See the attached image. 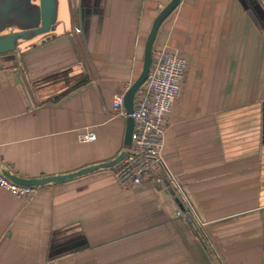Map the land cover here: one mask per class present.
<instances>
[{"label":"crops","instance_id":"1","mask_svg":"<svg viewBox=\"0 0 264 264\" xmlns=\"http://www.w3.org/2000/svg\"><path fill=\"white\" fill-rule=\"evenodd\" d=\"M169 1L64 0L55 32L0 56V173L100 165L31 196L0 187V264H264V18L242 0H182L164 21L154 49L188 61L166 118L171 174L115 176L128 146L112 100Z\"/></svg>","mask_w":264,"mask_h":264},{"label":"built area","instance_id":"2","mask_svg":"<svg viewBox=\"0 0 264 264\" xmlns=\"http://www.w3.org/2000/svg\"><path fill=\"white\" fill-rule=\"evenodd\" d=\"M187 65V59L175 49H154L149 75L144 89L135 95L133 112L129 114L124 105L125 92L132 82L114 95L112 106L115 115L123 119L132 116L134 119L131 144L115 170L121 184L131 187H143L147 183L164 184L166 175L170 173L163 155L166 118L180 93ZM81 138L92 141L96 135L88 130ZM0 187L17 196H31L39 189V186L20 184L2 173Z\"/></svg>","mask_w":264,"mask_h":264},{"label":"water","instance_id":"3","mask_svg":"<svg viewBox=\"0 0 264 264\" xmlns=\"http://www.w3.org/2000/svg\"><path fill=\"white\" fill-rule=\"evenodd\" d=\"M246 5L252 6V13L256 16L264 18V10L261 3L264 0H242ZM182 0H170L157 14L155 17L152 27L147 34L144 53L142 60V68L139 75L132 82L130 87L125 92L124 105L129 114L134 110V101L136 93L144 86L147 81L150 67L153 60V50L155 41L158 36V32L164 23V21L171 16L175 10L179 7ZM38 11H34L32 15L30 13H23L22 11L17 12L16 23L7 27H0V56L11 58L17 57V53L27 47V45L35 40V38L50 34L56 31L58 25V18L55 19V14L57 10L56 0H38ZM80 17H84V12L80 11ZM2 26V25H1ZM5 30V31H4ZM80 84L77 82L73 87ZM126 134H125V144L129 146L132 141V133L134 128V119L132 116L126 119ZM125 151L120 157H118L114 164L121 162L125 156ZM110 165L106 163L105 166ZM112 165V163H111ZM95 167H86L75 171L67 175H54L42 178H23V177H11L14 181L20 184L41 186L48 183H58L65 181L70 178H75L77 176L83 175L87 172L94 170Z\"/></svg>","mask_w":264,"mask_h":264},{"label":"rangeland","instance_id":"4","mask_svg":"<svg viewBox=\"0 0 264 264\" xmlns=\"http://www.w3.org/2000/svg\"><path fill=\"white\" fill-rule=\"evenodd\" d=\"M63 3L64 0H56L57 10L55 19L61 15ZM38 5V0H0V27L5 28L16 23L17 12H28L32 15L34 11H38ZM143 89L144 86L142 87V90Z\"/></svg>","mask_w":264,"mask_h":264},{"label":"trees","instance_id":"5","mask_svg":"<svg viewBox=\"0 0 264 264\" xmlns=\"http://www.w3.org/2000/svg\"><path fill=\"white\" fill-rule=\"evenodd\" d=\"M60 75H62V73L59 74V75H55L54 77H57V76H60ZM54 77H52V78H54ZM49 79H50V78H49ZM99 166H100V165H99ZM99 166H98V165H94V166H92V167H95V168H94V170H95V169L99 168Z\"/></svg>","mask_w":264,"mask_h":264}]
</instances>
